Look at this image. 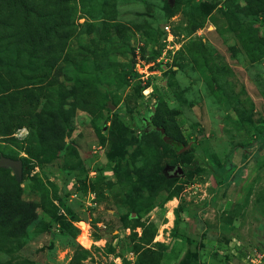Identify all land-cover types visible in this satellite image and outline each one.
I'll return each mask as SVG.
<instances>
[{
    "label": "rangeland",
    "instance_id": "obj_1",
    "mask_svg": "<svg viewBox=\"0 0 264 264\" xmlns=\"http://www.w3.org/2000/svg\"><path fill=\"white\" fill-rule=\"evenodd\" d=\"M30 4L37 53L0 6V198L35 219L0 264H264V0Z\"/></svg>",
    "mask_w": 264,
    "mask_h": 264
},
{
    "label": "trees",
    "instance_id": "obj_2",
    "mask_svg": "<svg viewBox=\"0 0 264 264\" xmlns=\"http://www.w3.org/2000/svg\"><path fill=\"white\" fill-rule=\"evenodd\" d=\"M58 2L62 0H48ZM32 0H0V6L6 4L7 7H14V17L8 27L11 38H19L21 41L33 45V51L37 53L41 50L43 43L48 38V32L40 27V23L54 19L50 11H44L43 15L35 12V5L30 4ZM5 23H2V26ZM4 27V26H3ZM39 44V45H34ZM261 147L264 145V135L261 136ZM22 163V162H21ZM22 166L26 164L22 163ZM1 170V169H0ZM16 191L10 186L3 189L0 198V222L11 224L13 221L19 224L17 233H23L24 227L35 219V207L31 203L22 202L15 198Z\"/></svg>",
    "mask_w": 264,
    "mask_h": 264
},
{
    "label": "water",
    "instance_id": "obj_3",
    "mask_svg": "<svg viewBox=\"0 0 264 264\" xmlns=\"http://www.w3.org/2000/svg\"><path fill=\"white\" fill-rule=\"evenodd\" d=\"M171 3L174 0H169ZM159 130L161 133L164 132V129L159 128L157 129ZM164 140H167V138L165 137ZM189 148V146L183 147L181 150H187ZM0 167L9 169L10 171H12L15 179L19 182L21 180L22 177V163L19 160H11V159H6V158H0ZM182 171L180 169H177V173L176 175H181Z\"/></svg>",
    "mask_w": 264,
    "mask_h": 264
},
{
    "label": "flooded vegetation",
    "instance_id": "obj_4",
    "mask_svg": "<svg viewBox=\"0 0 264 264\" xmlns=\"http://www.w3.org/2000/svg\"><path fill=\"white\" fill-rule=\"evenodd\" d=\"M145 124H147L146 126H149L150 125V123L148 121H146Z\"/></svg>",
    "mask_w": 264,
    "mask_h": 264
}]
</instances>
